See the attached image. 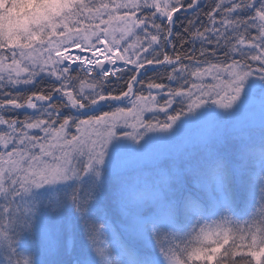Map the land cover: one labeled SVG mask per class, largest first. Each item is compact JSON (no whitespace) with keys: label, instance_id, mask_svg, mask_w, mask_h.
Here are the masks:
<instances>
[{"label":"snow or ice","instance_id":"snow-or-ice-1","mask_svg":"<svg viewBox=\"0 0 264 264\" xmlns=\"http://www.w3.org/2000/svg\"><path fill=\"white\" fill-rule=\"evenodd\" d=\"M0 264H264V0H0Z\"/></svg>","mask_w":264,"mask_h":264},{"label":"trees","instance_id":"trees-1","mask_svg":"<svg viewBox=\"0 0 264 264\" xmlns=\"http://www.w3.org/2000/svg\"><path fill=\"white\" fill-rule=\"evenodd\" d=\"M212 3H213V0H208V4H209V5H211ZM159 75H160V74L150 72V73L148 74V78H158ZM115 220H116V223L119 224L120 219H119L118 216L115 217ZM236 259H239V258H236Z\"/></svg>","mask_w":264,"mask_h":264},{"label":"rangeland","instance_id":"rangeland-1","mask_svg":"<svg viewBox=\"0 0 264 264\" xmlns=\"http://www.w3.org/2000/svg\"><path fill=\"white\" fill-rule=\"evenodd\" d=\"M105 2H107V0H105ZM119 34H117V36H118ZM106 110H111V111H114L115 109H106ZM149 115H152V114H146V117L145 118H147ZM120 223V222H119Z\"/></svg>","mask_w":264,"mask_h":264}]
</instances>
